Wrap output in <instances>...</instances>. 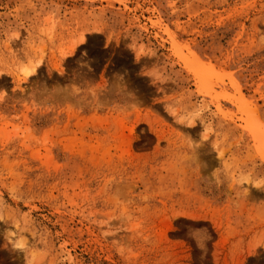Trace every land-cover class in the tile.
Here are the masks:
<instances>
[{
  "label": "rangeland",
  "instance_id": "1",
  "mask_svg": "<svg viewBox=\"0 0 264 264\" xmlns=\"http://www.w3.org/2000/svg\"><path fill=\"white\" fill-rule=\"evenodd\" d=\"M0 264H264V0H0Z\"/></svg>",
  "mask_w": 264,
  "mask_h": 264
},
{
  "label": "bare ground",
  "instance_id": "2",
  "mask_svg": "<svg viewBox=\"0 0 264 264\" xmlns=\"http://www.w3.org/2000/svg\"><path fill=\"white\" fill-rule=\"evenodd\" d=\"M29 72H30L29 70H25V73H26V75H28V74H29Z\"/></svg>",
  "mask_w": 264,
  "mask_h": 264
}]
</instances>
